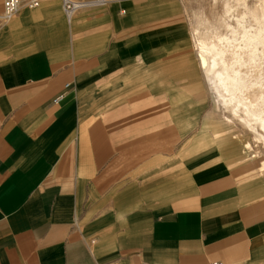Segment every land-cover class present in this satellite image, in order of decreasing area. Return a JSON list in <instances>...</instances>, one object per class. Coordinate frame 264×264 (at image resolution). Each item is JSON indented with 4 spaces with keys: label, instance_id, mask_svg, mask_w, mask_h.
Listing matches in <instances>:
<instances>
[{
    "label": "crops",
    "instance_id": "crops-1",
    "mask_svg": "<svg viewBox=\"0 0 264 264\" xmlns=\"http://www.w3.org/2000/svg\"><path fill=\"white\" fill-rule=\"evenodd\" d=\"M138 4L67 18L44 0L0 22V264H264V177L213 143L208 90L190 144L208 162L174 160L190 125L169 75L181 23Z\"/></svg>",
    "mask_w": 264,
    "mask_h": 264
},
{
    "label": "bare ground",
    "instance_id": "bare-ground-1",
    "mask_svg": "<svg viewBox=\"0 0 264 264\" xmlns=\"http://www.w3.org/2000/svg\"><path fill=\"white\" fill-rule=\"evenodd\" d=\"M190 17L191 47L222 123L212 126L213 143L241 133L238 171L253 160L264 175V154H250L264 148V0H224L218 11L193 9Z\"/></svg>",
    "mask_w": 264,
    "mask_h": 264
},
{
    "label": "rangeland",
    "instance_id": "rangeland-1",
    "mask_svg": "<svg viewBox=\"0 0 264 264\" xmlns=\"http://www.w3.org/2000/svg\"><path fill=\"white\" fill-rule=\"evenodd\" d=\"M1 1L0 0V11H1ZM140 6H146L149 3L156 5L157 10L161 9L159 6L162 4H171L172 7L168 8L169 12H164L163 14L157 16H168L177 18L181 23L179 25V29L173 32V35H176V38L172 41V46L168 49L170 51L169 55H171V64H172V72H169L172 78V90L174 100H177V94L183 96V100L188 101V105L183 106L184 111L188 113L189 120V128L187 130L186 136L180 138L177 137L175 128L174 135L172 137V149H173V157L174 160H181V151L186 156H183V159H188L190 167H198L203 165V163L208 162V158L204 156L194 155L192 152L191 145L192 138L198 136L200 134V123L204 118H209L210 116H206V112H208L211 108L209 94L207 92V86L200 74L199 69L195 63L194 52L191 49L190 41H189V33L191 34V26L194 20L191 16V12L194 10H202L209 14L211 11H218L220 9V5L224 0H133ZM247 2L254 3L256 0H246ZM173 8V9H172ZM165 9V8H164ZM172 9V10H171ZM166 10V9H165ZM171 10V11H170ZM187 70V71H186ZM169 82H167L168 84ZM157 93L160 94L161 83L157 85ZM175 106V105H174ZM218 116V115H217ZM216 126L220 123L221 120H213ZM161 132H164L163 130ZM232 136L227 137L228 142L233 141L236 142L238 149H241V142L237 138H242L241 133H236L235 138H231ZM246 138V137H245ZM249 138V137H248ZM243 140V138H242ZM226 143V142H225ZM224 143V144H225ZM252 143V142H251ZM186 144V145H184ZM183 145V148L180 146ZM180 147V148H179ZM264 154L263 146L255 145L253 146V150L250 154L256 156L257 154ZM249 155V154H248ZM256 159V158H254ZM210 162V161H209ZM264 177V175H262Z\"/></svg>",
    "mask_w": 264,
    "mask_h": 264
},
{
    "label": "built area",
    "instance_id": "built-area-1",
    "mask_svg": "<svg viewBox=\"0 0 264 264\" xmlns=\"http://www.w3.org/2000/svg\"><path fill=\"white\" fill-rule=\"evenodd\" d=\"M44 0H2L0 18H5L15 14L22 6L27 8H36ZM62 9L67 18H70L72 13L81 7H90L102 4L107 0H60ZM209 264H223L219 261H211Z\"/></svg>",
    "mask_w": 264,
    "mask_h": 264
}]
</instances>
